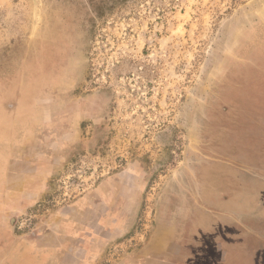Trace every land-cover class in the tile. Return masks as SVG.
Listing matches in <instances>:
<instances>
[{"label": "rangeland", "instance_id": "374dc122", "mask_svg": "<svg viewBox=\"0 0 264 264\" xmlns=\"http://www.w3.org/2000/svg\"><path fill=\"white\" fill-rule=\"evenodd\" d=\"M250 199L264 202V0H0V264L38 261L11 236L64 218L107 264L155 228L264 211Z\"/></svg>", "mask_w": 264, "mask_h": 264}, {"label": "crops", "instance_id": "0c3cea01", "mask_svg": "<svg viewBox=\"0 0 264 264\" xmlns=\"http://www.w3.org/2000/svg\"><path fill=\"white\" fill-rule=\"evenodd\" d=\"M37 183L29 198L20 204L21 210L15 212L24 211L45 194L47 183L40 184V179ZM239 198H231L230 203L235 206L247 204V200L245 203ZM250 201L252 205H264V202ZM224 204L230 205L221 202ZM241 210L236 207L235 211L213 213L207 218L209 223L204 220L207 223L201 225L202 229L191 230L190 234L188 231L186 235L158 230L141 248L115 264H264V211L246 213ZM72 218L74 221L70 225L73 223L77 227V216ZM67 222L68 218H64L59 227L52 224L49 231L40 236H11L13 241H24L17 248V257L39 258L38 261H26L28 264H95V260L104 255L103 249L92 248L76 229L67 231L62 228ZM3 241L0 253L7 248ZM11 247L13 249L14 245Z\"/></svg>", "mask_w": 264, "mask_h": 264}, {"label": "flooded vegetation", "instance_id": "af4514ba", "mask_svg": "<svg viewBox=\"0 0 264 264\" xmlns=\"http://www.w3.org/2000/svg\"><path fill=\"white\" fill-rule=\"evenodd\" d=\"M230 181L232 182L233 181V178H231L230 177ZM211 214H205L204 215V218H200L201 217V215L199 214V216H198V218H195V216H193L192 218H188L189 220H192V221H203L204 223H202V224H200L199 225V223L196 225V224H191V225H187V229H185V228H183V229H178V230H161V229H159V228H155L153 231H151L150 233H148V234H146L145 232H144V234H146L144 237H143V235L142 234H140V235H138L139 237L138 238H136L135 240H136V244H133V245H131L130 246V248L129 249H126V251L124 252V254L123 255H121V256H116V258H111V259H107L106 260V263L107 264H115V263H118V262H120L123 258H124V256H126L127 254H129L130 252H133V251H135V250H138L139 248H141L146 242H147V240L149 239V237L151 236V235H153V233H156V232H159L158 230H160V231H162V232H164V233H167V234H172L173 232L174 233H179L180 235H186V234H190V231L191 230H196V227H201V229H202V226L201 225H203V224H205V223H207V221H204L205 219H207L208 218V216H210ZM127 217H125V220H127L126 219ZM136 218H134V220H135ZM109 220H113V219H109ZM139 221H140V219H138ZM208 220V223H209V219H207ZM13 222H15V219L14 218H11V220H10V223H13ZM132 225H134L133 226V228H134V230H133V228L131 229V233L129 234V230H127L126 231V225H124V228H122V229H116V228H113V225H110L111 227L109 228V229H106V230H103V234H104V237H116V239H110V240H115L116 242L117 241H119V242H121L123 239L122 238H119V237H130L133 233H135L136 232V230H138V225L139 224H132ZM136 225V226H135ZM132 227V226H131ZM187 230V231H186ZM200 229H197V231H199ZM126 231V232H125ZM141 231V230H140ZM189 231V232H188ZM188 232V233H187ZM123 233H124V235H123ZM79 234L80 235H83V231H80L79 232ZM35 235V234H34ZM16 236H18V235H16ZM24 236V235H23ZM23 236H20V237H23ZM26 237L27 236H33V234H26L25 235ZM24 236V237H25ZM37 236H39V235H37ZM92 236H94L93 234H92ZM119 239V240H118ZM120 239H122V240H120ZM94 242H99V240H97V239H95V240H93ZM142 241V242H141ZM103 244V243H102ZM106 244V243H105ZM104 244V245H105ZM104 247H102V249H103ZM110 248V247H109ZM109 248H108V250H107V248H104L103 249V251H104V255L102 256V257H100V258H97L96 260H99V259H102V258H104V257H108L109 256ZM90 261V260H89Z\"/></svg>", "mask_w": 264, "mask_h": 264}]
</instances>
